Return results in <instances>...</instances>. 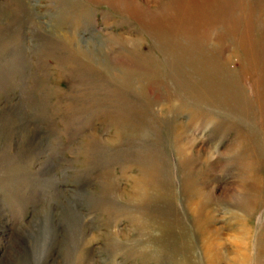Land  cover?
<instances>
[{"label": "rangeland", "instance_id": "obj_1", "mask_svg": "<svg viewBox=\"0 0 264 264\" xmlns=\"http://www.w3.org/2000/svg\"><path fill=\"white\" fill-rule=\"evenodd\" d=\"M159 245L264 264V0H0V264Z\"/></svg>", "mask_w": 264, "mask_h": 264}, {"label": "bare ground", "instance_id": "obj_2", "mask_svg": "<svg viewBox=\"0 0 264 264\" xmlns=\"http://www.w3.org/2000/svg\"><path fill=\"white\" fill-rule=\"evenodd\" d=\"M153 241V240H152ZM155 241V240H154ZM158 242H160V241H158ZM149 246V245H148ZM158 247H160L159 249L156 247V249H158L157 251H158V253L156 254V256H155V258L157 257L158 259H153L149 264H151L152 262H158V263H161L160 261H162V259H161V257L166 253V251H167V246L165 245V246H158ZM171 250V249H170ZM174 251V250H173ZM173 251H171V254H172V252ZM170 253V252H169ZM170 255V254H169ZM172 256V258H173V261H172V264H182L181 262L179 263V262H175V259H174V255L172 254L171 255Z\"/></svg>", "mask_w": 264, "mask_h": 264}]
</instances>
